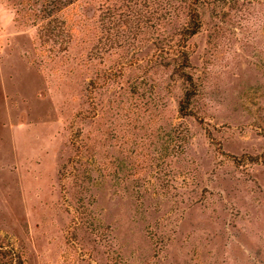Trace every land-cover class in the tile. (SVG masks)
<instances>
[{
  "label": "rangeland",
  "instance_id": "rangeland-1",
  "mask_svg": "<svg viewBox=\"0 0 264 264\" xmlns=\"http://www.w3.org/2000/svg\"><path fill=\"white\" fill-rule=\"evenodd\" d=\"M29 3L0 0V242L21 264H264V0Z\"/></svg>",
  "mask_w": 264,
  "mask_h": 264
},
{
  "label": "trees",
  "instance_id": "trees-1",
  "mask_svg": "<svg viewBox=\"0 0 264 264\" xmlns=\"http://www.w3.org/2000/svg\"><path fill=\"white\" fill-rule=\"evenodd\" d=\"M26 4L28 0H25ZM31 4L38 3L40 6V10H42L43 16L44 14L50 13L52 10L56 11L59 10L61 6L72 3L73 0H29ZM13 6V5H12ZM60 6V7H59ZM199 28V22L196 17V13L191 12V15L189 16L188 24L186 25L185 29L182 31L184 37H189L193 34H195L198 31ZM183 47V45H181ZM180 62L178 64V74L183 79V81L186 84L184 93L180 100L178 101V112L181 115H187L189 110V105L191 101V97L194 93V85L191 79V76L187 72V52L185 49H181V55H180ZM0 264H21V260L16 255L11 248L6 247V245L2 244L0 242Z\"/></svg>",
  "mask_w": 264,
  "mask_h": 264
}]
</instances>
